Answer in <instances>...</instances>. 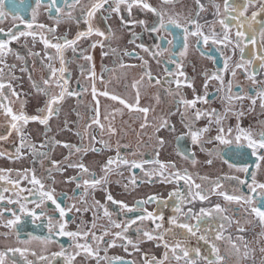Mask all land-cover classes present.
<instances>
[{"label":"snow or ice","instance_id":"6c2138e0","mask_svg":"<svg viewBox=\"0 0 264 264\" xmlns=\"http://www.w3.org/2000/svg\"><path fill=\"white\" fill-rule=\"evenodd\" d=\"M173 3L175 0H161L162 5ZM209 3L214 9L212 13L214 19L212 21L205 19L201 23V13L206 11L203 0H195V11L187 17L158 8L150 3V0H62V2L61 0H35L36 7L32 10L30 20L13 16V20H19V25L13 23L12 27L7 29L0 27V116H3L5 121L3 125H0V142L7 141L15 134L12 144L14 151L0 150V158L21 160L26 154H31L34 160L48 159L50 146L54 144L69 150L68 156L64 158L68 161L66 165L61 166L59 161L49 160L50 166L46 168L42 176H38L35 169L21 171L0 168V182H3L0 184V224L11 231L21 229V221L24 217H30L33 224L42 220L44 227L47 228L46 236L28 233L27 239L20 240L19 231L16 232L18 243L29 245L35 241L43 246L42 251L50 243H55L56 237H68L72 241L70 249L61 247L60 251L49 255H38L29 247H8L0 250V264H17L15 260L17 254L22 258L23 264H53L58 258H63V264H75L77 257L91 259L95 264H136L134 260L109 255L108 250L115 247H122L129 256L140 253L143 264H224L228 257L235 258L239 264L241 259L248 258L251 250L243 235L245 228L240 226V221H234L227 215L228 209L220 203L210 208L201 206L198 211L195 205L197 202L202 205L205 201H209L212 195L222 197L229 204L240 205L246 217H253L264 229V182L257 179V171L264 163V120L259 121L258 130L251 126L245 128L241 125V118L245 112L235 107V102H242L247 98L252 108L259 101V107L264 111V79H257L260 71L264 70V18H262L264 17V0H223L222 7L215 0H209ZM3 5L4 0H0V23L7 16L3 11ZM41 8H44L56 25L66 20L75 21L79 25L82 20L87 27L84 30H78L73 38H68L67 35L56 36V27L38 22ZM250 8L254 10L249 12ZM133 9L151 13L155 20L149 23L147 19L134 17L126 19L123 13L127 12L128 16L132 17ZM101 11L120 17L121 26L131 32L129 44H135L136 48L147 54V58L137 52L127 50L123 52L124 56L140 61V76L131 83V88L136 93L135 103H129L123 96L109 92L107 87L104 90H98L94 66L91 68L87 73V77L92 81L91 94L95 101L93 109L95 115L91 124L98 126L101 132L105 131V125L101 123L98 97L108 98L123 106L124 109L142 113L144 121L140 124V128H153L151 139L157 147L154 149L155 158L150 160L142 158L129 160L121 154L118 147L116 155L108 157L101 165V175L97 177L96 173L91 172L82 162V157L81 162H73L69 157L74 154L73 150L75 153L102 151L109 147L107 141H97L95 136H88L90 144L98 143L101 145L100 149L94 146L85 149L83 144L73 145L51 137H46L37 145L26 129L30 123H37L44 126L45 132L49 131L50 121L59 116L66 98L80 95V92L70 87L65 51L71 49L75 54L80 42L92 36L100 39L90 43L89 48L100 47L102 50L105 48V41L113 38L115 33L111 28L105 31L93 27V20ZM108 18L110 15L105 17V19ZM129 26H140L149 36L155 33L153 44L151 46L144 43L136 44L140 36ZM172 29H180L182 32V47L178 51L175 50L176 36L172 33ZM161 33L173 35V39L166 40L167 47L162 43L165 37L160 35ZM28 38H31L33 46L39 38V43L43 45L42 54L29 50L26 55H21L14 50V43L22 39L27 41ZM190 38L195 39L197 50L201 52V55H205L202 46H207L209 50L212 46H216V51L222 57V68H217L215 71L205 69L202 72L203 94L197 91L194 80L185 71L182 59L188 56ZM50 49L54 50V53L49 51ZM246 50L248 58H245ZM237 51L240 53V58L234 61L233 57ZM85 52L86 49H80L81 59L91 62L93 57L90 54L86 55ZM228 52H231V55ZM109 53L117 55V49L109 47L108 51H102L101 54L106 56ZM10 55L23 62L20 71L28 73L32 91L44 98L42 106L37 108L35 114H29L26 111L27 98L31 93L18 91L19 86L14 83L20 78L15 74L16 65L7 63ZM28 57L36 58L41 69L44 70V75L39 79H34L31 69L26 66ZM208 58L214 59L211 56ZM117 59H119L118 56ZM56 61L59 62V67L55 66ZM150 61H155L158 66L165 65L163 75L153 74ZM167 65H174V68H169ZM255 65L259 67L256 68ZM119 67L135 68L137 65L120 62ZM81 68L83 72V66ZM105 71L107 69H102L101 83H105L103 79ZM238 71L251 82L252 88L249 92H245L239 84L234 82ZM229 73L231 78L225 81V76ZM212 82H216V91L223 94L221 96L224 104L223 112L210 106L200 107V105L210 104L208 89ZM145 85L159 86L164 93L172 96L173 103L176 105L175 112L169 111L167 118L161 113L158 122L150 123L148 114L152 109L140 106V89ZM127 87L125 85V88ZM184 89L191 90V98L186 95ZM81 91H87V87L82 86ZM16 104L19 105L18 108L14 107ZM121 111L120 108H115L112 113L105 114L103 119L109 120L110 117L114 119L115 114ZM176 112L179 113L180 122L185 129L184 133L176 138L178 141L184 137L190 138L191 144L198 146L208 157L220 156L229 168L236 167L238 171L250 175V180L227 176L210 180L207 176L189 172L187 168H178L172 161H161L159 149L163 148L166 140L159 133L162 130L169 133L176 131L175 125L171 123V116ZM232 116L236 119L235 125L226 124L225 122ZM201 121L204 123L198 126ZM91 124L85 126V133ZM64 129H68L67 121L64 123ZM106 131L110 135L116 133L111 123ZM76 135L83 139L81 133L77 132ZM206 145H212V147H206ZM224 146L234 147L233 156L254 157L256 170L229 163V160L222 155ZM243 149L249 151H242ZM177 153L189 159L194 166L198 163L194 153L189 154L179 148ZM205 163L211 165L213 160L209 158ZM145 165H153V168L146 169ZM69 168L78 169L76 175L68 176L64 181L75 185L71 197L67 193H57L54 187L56 184L54 172L63 175ZM123 168L131 174L129 183L124 184L125 189L129 186L133 189L139 186V178L133 171L135 169H139L149 183L175 184V188L168 193V200H162L153 194L129 205L123 200L115 199L108 190L110 174L116 172L122 175L120 169ZM13 175L16 179L11 178ZM221 179L235 180L236 186L231 192L222 190ZM197 180L200 183H197ZM25 182L29 187L24 186ZM241 186L247 188L246 193L241 190ZM97 190L105 193L103 203L95 198ZM90 195L91 202L88 199ZM77 196H79L78 203H64V200H76ZM169 201H171L172 214L165 219L163 209L169 206ZM109 202L118 206L115 219L114 213L109 210ZM153 203L158 207L149 211L147 205ZM73 212L81 215L84 212H91L93 220L88 224L81 219L79 223H76L75 230H69L68 226L73 222L69 217ZM121 213L124 214L122 218ZM6 216L10 218L5 221ZM101 219H106V224L99 223ZM145 222H150L151 227H145ZM233 223L237 225L235 238L232 233L225 235L227 228ZM204 225L208 227L205 228ZM133 229L137 237L152 242L157 249L162 248L163 252L159 256L142 252L141 240H134L129 236V232ZM2 235L7 237L8 233L5 232ZM260 235L264 236V231ZM190 237L196 239L197 246L193 247L187 242ZM218 241L227 244L226 254H221ZM242 245L243 255L241 256ZM129 247L132 249L131 252ZM261 252H264V248H261ZM29 255L32 259H28Z\"/></svg>","mask_w":264,"mask_h":264},{"label":"flooded vegetation","instance_id":"af4514ba","mask_svg":"<svg viewBox=\"0 0 264 264\" xmlns=\"http://www.w3.org/2000/svg\"><path fill=\"white\" fill-rule=\"evenodd\" d=\"M215 2L220 3L221 7L223 6V0H215ZM150 3L173 14L179 13L182 17H187L188 15L192 14L196 7L195 0H175V3L169 5H162L161 0H150ZM203 3L206 5V11L201 13V23H203L205 19L212 21L214 19L212 15L214 9H212L209 0H203ZM35 7V0H4L3 11L7 14V16L6 19L0 23V27L7 29L12 27L13 23L19 25V20H13V16L30 20L32 10ZM252 10L254 9L250 8L249 12ZM109 15L110 18L105 19V17ZM123 15L126 19H132L133 17L136 19H147L149 23H152L155 20V17L151 13H146L137 9H133L132 17H129L127 12H124ZM38 22L44 23L50 27H56V36L67 35L68 38H73L78 30H84L87 27L83 24L82 20L79 25H77L75 21L67 20L62 21L59 25H56L55 21L49 18L44 8L40 9ZM20 27L22 28L23 26L21 25ZM93 27L100 28L101 30L105 31L108 28H111L112 32L115 33V36L105 41V48L103 50L100 47H96L95 49L88 47L90 43L100 39L99 37L92 36L80 42L79 48L75 54H73L71 49H67L65 51V58L68 61L67 71L70 74V87L71 89L80 92V95L78 97L66 98L61 107L59 116L54 117L50 121L49 131L45 132L44 126L37 123H30L27 126L26 131L30 134L32 141L37 145L43 142L46 137H51L55 140L71 143L73 145L83 144L85 149H89L93 146L97 149H100V144H90L88 136H95L97 141H107L109 147L103 149L102 151H86L82 153H75L73 150L74 154L69 157V159L73 162H81L82 157V162L90 169L91 172H95L97 177H99L101 175V165L107 160L108 157H114L116 155L118 147L121 154L129 160H139L141 158L150 160L155 158L154 149L157 146L154 140L151 139L153 128H140V124L144 121L142 113L124 109L123 106L119 105L117 102L111 101L108 98L98 97L100 101L101 123L105 125V131L101 132L98 126L91 124V120L95 115V112L93 111L95 107V101L93 100L91 94L92 81L87 77V73L91 70V68L94 66L97 77L96 86L98 90H104L105 87H107L109 92L123 96L129 103H135L136 93L135 90L131 88V83L134 79H138L140 76V61L133 57L124 56L123 52L125 50L129 52H137L141 56L147 58V54L136 48L135 44H129L128 41L131 38V32L121 26L120 17L117 15L101 11L93 20ZM129 27H131L132 31L140 36V39L136 40V44L144 43L149 46L153 44L156 36L155 33L149 36L147 33L142 31L140 26ZM217 27L219 26L217 25ZM171 31L176 36L174 41L176 44L175 50L178 51L182 47V32L180 29H172ZM160 35L165 37V41L162 43L165 47H167L168 45L166 44V40L173 39V35H170L169 33H161ZM109 47L117 49V55L109 53L108 55L104 56L101 54L102 51H108ZM202 47L204 48L205 55H201V52L197 50L195 39L190 38L188 56L186 58H182L185 64V71L187 72L188 76L194 80L196 89L201 94H203L202 72L205 69L209 71H215L217 68H222L223 66L222 57L220 56V53L216 51V46H212L211 50H209L207 46ZM13 48L21 55H26L29 50L41 52V54L43 53V45L39 43V38L37 39L35 46H33L31 38H28L27 41L22 39L20 42L14 43ZM80 49H86L85 54H90L93 57L91 62L81 59ZM49 51L54 53V50L50 49ZM228 54L231 55V52H228ZM117 56L119 59H117ZM209 56L213 57L214 59H209ZM239 58L240 53L237 51L233 57V60L236 61L239 60ZM245 58H248L247 50L245 53ZM120 62H123L124 64H135L137 67L120 68ZM7 63L16 65L15 74L20 79L14 83L19 86L17 88L18 91L31 93V95L27 98L28 103L26 104V111L29 114H35L37 108L42 106L44 98L42 96H38L34 91H32L30 81L28 80V73L20 71V67L23 64L22 61H19L15 58V56L10 55L7 58ZM26 66L31 69L32 77L34 79H39L42 75H44V70L41 69L39 63L36 61V58L28 57V64ZM55 66L59 67L58 61L55 62ZM81 66H83V72ZM164 66L165 65L158 66L155 61H150V67L154 75H163ZM167 66L169 68H174V65ZM255 67L258 68L259 66L255 65ZM102 69H107V71L103 72V79L105 83H101L100 80ZM230 78V73L226 74L225 81ZM257 79H264V70L260 71V75L257 77ZM234 82L239 84L240 87L245 90V92H249V90L252 88L251 82L246 80L239 71L237 72ZM125 85L128 87L125 88ZM82 86L87 87V91H81ZM184 91L186 95L191 98V90L184 89ZM208 92L210 93V104L200 105V107L210 106L212 108H216L220 112H223L224 104L221 100V96L223 94L216 91V82H212ZM252 94H254V92ZM157 96H159V99H157ZM18 106V104L14 105V107L17 108ZM140 106L149 107L152 109V111H150L148 114L150 123L158 122L161 113H163L164 117L167 118L169 111L175 112L176 110V105L173 103L172 96L164 93L162 89H159V86L145 85L140 89ZM235 107L237 110H243L245 112V115L241 118V125L243 127L247 128L251 126L257 130L260 128L259 121L264 120V111L260 109L259 101H257L255 107L252 108L250 100L245 98L242 102H235ZM115 108H120L122 111L120 113H116L114 119L110 117L109 120H104L103 117L105 114L112 113L113 109ZM250 108H252L251 111H249ZM65 121L68 123V136L64 129ZM4 123V117L0 116V125H3ZM109 123H111V125L116 129L115 135H110L106 131ZM171 123L174 124L176 128L174 133H169L163 130L161 133H159V135H162L166 140L163 148L159 149V159L161 161H172L176 163L178 168H187L189 172L198 174L200 176H207L210 180H215L217 177L223 178L226 176L250 180V175H246L242 171H238L236 167L229 168L228 164L224 163L220 156L208 157L207 154L202 152L198 146L191 144L190 138L184 137L178 141L176 138L181 136L185 131L183 125L180 122L178 112L171 116ZM203 123V121L199 122L198 126H201ZM225 123L235 125L236 119L234 116H232ZM89 124H91V127L87 128V133H85V126ZM77 132L81 133L83 139H81V136L76 135ZM212 134L214 135L215 133L213 132ZM14 139L15 134H13L12 137H9L7 141L0 142V150L14 151L12 148ZM50 147L51 150L49 152L48 159L38 158L34 160L31 154H26L21 160H8L5 158H0V168H11L21 171L23 169H35L37 175L42 176L45 173L46 168L50 166L49 160L59 161L61 166L66 165L68 161L64 158L68 156L69 150L55 144L51 145ZM206 147H212V145H206ZM178 148L183 149L189 154L194 153L195 159L198 163L195 166L192 165L189 159H186L177 153ZM41 150L46 151L47 149ZM233 151H235L234 147L224 146L223 148L222 155L225 159L229 160V163L237 165L238 167L248 166L250 170H256L254 157L249 155L245 158H239L232 155ZM242 151L249 150L243 149ZM209 158L213 160L211 165L205 163V161ZM145 168L151 170L153 165H145ZM133 171L139 178V186L135 189H133L131 186H129L128 189L124 188V184L129 183L131 176L130 172L126 168L120 169V172L123 173L122 175L116 172L110 174L108 190L112 193L115 199L123 200L131 205L138 199H143L149 195L155 194L162 200H168V193L175 188V184L160 182L149 183L147 182V178L144 177V174L139 169H135ZM77 172L78 169L71 168L67 169L63 175L54 172L56 179V184L54 187L56 188L57 193H67L69 197L73 195L72 189L75 187V185L65 183L64 181L66 177L76 175ZM11 178L16 179L14 175ZM257 179L261 182H264V163L261 164V168L257 171ZM2 183L3 182H0V184ZM197 183H200V181L197 180ZM221 183L223 184L222 190H227L229 192H231L236 186L235 180L221 179ZM24 186L29 187L26 182L24 183ZM181 186L183 187V182H181ZM241 190L245 193L247 192L246 187L241 186ZM95 198L103 203L105 193L101 190H97L95 192ZM88 199L89 202H91V195L88 197ZM78 200L79 196H77L76 200H64V203H78ZM216 203H220L223 207L227 208V215H229L234 221L239 220L240 226L245 228L243 235L251 251L248 258L241 259L239 264H264V252H261V248H264V236L260 235L264 229L261 228V226L253 217H246L243 208L240 205H236L234 203L229 204L225 202L222 197L212 195L210 200L205 201L202 205L197 202L195 208L198 211L201 206L210 208ZM108 206L109 210L114 213L113 218H117L115 214L118 212V206L112 205L110 202ZM29 207H31V205H29ZM157 207L158 205L155 203L147 205L149 211L156 209ZM163 212L165 219H167V217L172 214L171 201H169V206L163 209ZM123 215V213L120 214L121 218ZM8 218L10 217L6 216L4 217V220L6 221ZM69 218L73 221L68 226L69 230H75L76 223H79L81 219L86 221L88 224H90L93 220L91 212H84L82 215L73 212L70 214ZM106 222V219H101L99 221L101 224H106ZM21 225V229H13L10 231L0 224V250L8 247H29L31 250H35L38 255H49L52 252L60 251L61 247L70 249L72 241L68 237H56V242L47 245L46 249H43V251V246L35 241L31 242L29 245L18 243L16 239L17 231H19L20 240L27 239L28 233H31L35 236H46L48 234L47 228L44 227V222L42 220L33 224L30 217H24L21 221ZM218 225L219 221L217 220V226ZM144 226L151 227V224L150 222H145ZM165 226L167 227V225ZM204 227L207 228L208 225H204ZM236 227L237 225L233 223L227 228L225 235L232 233L233 237L235 238ZM5 232L8 233L7 237L2 235ZM129 236L134 240H141L140 247L142 252L156 254L157 256L163 252L162 248L157 249L152 242L144 241L142 237H137L134 229L129 232ZM187 242L193 247L197 246L196 239L194 237H190ZM217 243L220 245L221 254H226L228 247L227 244L222 241H218ZM131 251L132 249L129 247V252ZM108 254L111 256H121L125 260H134L136 264H143L140 253H134L133 255L129 256L122 247L111 248L108 250ZM101 255H103V253H101ZM242 255L243 245L241 246V256ZM28 259H32V257L29 255ZM15 260L17 261V264H23V260L19 254L15 256ZM53 264H63V258H58V260L54 261ZM75 264H95V262L91 259L85 260L81 257H77ZM224 264H237V261L233 257H228Z\"/></svg>","mask_w":264,"mask_h":264},{"label":"rangeland","instance_id":"374dc122","mask_svg":"<svg viewBox=\"0 0 264 264\" xmlns=\"http://www.w3.org/2000/svg\"><path fill=\"white\" fill-rule=\"evenodd\" d=\"M185 3H187V2H185ZM66 132H67V136H68V131L67 130H65Z\"/></svg>","mask_w":264,"mask_h":264}]
</instances>
